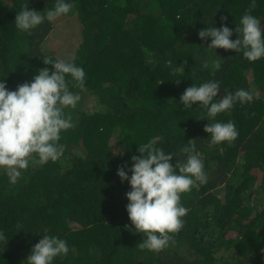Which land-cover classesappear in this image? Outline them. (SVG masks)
Masks as SVG:
<instances>
[{"label": "trees", "instance_id": "1", "mask_svg": "<svg viewBox=\"0 0 264 264\" xmlns=\"http://www.w3.org/2000/svg\"><path fill=\"white\" fill-rule=\"evenodd\" d=\"M54 2L0 0V79L9 89L51 70L45 57L74 60L86 73L83 90L69 77L81 101L67 109L74 127L61 134L64 155L30 167L16 184L0 171V229L11 238L0 246V264H22L45 234L70 249L53 264H264V59L206 49L210 41L197 35L226 23L235 39L251 0H75L66 16L30 32L15 27L22 6L43 11ZM251 13L264 24V0ZM65 28L73 35L58 36ZM52 35L59 57L48 51ZM214 59L220 69L202 66ZM208 80L220 83L217 99L240 87L254 93L251 103L215 118L235 122L233 142L212 145L202 110L180 102L192 83ZM153 138L173 152V164L195 139L207 173L206 184L182 194L184 225L158 252L138 246L143 233L126 211L130 186L117 176Z\"/></svg>", "mask_w": 264, "mask_h": 264}, {"label": "clouds", "instance_id": "2", "mask_svg": "<svg viewBox=\"0 0 264 264\" xmlns=\"http://www.w3.org/2000/svg\"><path fill=\"white\" fill-rule=\"evenodd\" d=\"M74 4L75 0H55L52 7L43 11L30 9L26 4L17 12L14 25L21 32H30L45 21L68 15ZM255 7L256 0H251L250 8L235 27V39H232L233 29L226 23L219 28L213 24L201 29L197 34L199 39L210 41L206 49L242 52L250 62L264 59V24L251 13ZM43 63L52 69H40L31 81L18 84L15 89H9L6 80L0 79V171L11 184H16L30 167L56 162L64 155L61 134L74 127L67 109H75L81 101L80 93L70 87L69 77L73 87L85 88V69L74 60L45 57ZM209 64L214 70L221 68L220 59L205 61L202 66L208 68ZM220 89L216 80L192 83L179 98L185 108L192 109L195 104L202 110L201 119L208 121L204 132L212 145L233 142L239 135L234 121H218L216 116L229 112L237 103H251L255 98L252 91L240 87L225 91L217 99ZM194 140H188L180 149L186 158L175 164L173 152H166L153 138L137 148L139 155L131 156L130 168L127 162L117 168L121 182L127 181L130 186L124 194L128 201L126 211L136 232L143 233L138 245L141 249L158 252L168 247L189 211L181 202L182 194L207 183L204 161ZM10 239L0 229V246L6 248ZM69 251L64 238L45 234L22 264H53L55 258Z\"/></svg>", "mask_w": 264, "mask_h": 264}, {"label": "rangeland", "instance_id": "3", "mask_svg": "<svg viewBox=\"0 0 264 264\" xmlns=\"http://www.w3.org/2000/svg\"><path fill=\"white\" fill-rule=\"evenodd\" d=\"M71 24H73V23H71ZM57 32L60 33V34H58V36H61L63 38H65L64 36L70 37V36L73 35L72 29H69V28L68 29L65 28L64 30H58ZM54 37H56V36L52 35V36H50V38H48V41H47V44L49 46V50L48 51L50 52L49 54H53V55L59 57V55L61 53L60 52L61 51V47H60L59 41L56 40Z\"/></svg>", "mask_w": 264, "mask_h": 264}]
</instances>
